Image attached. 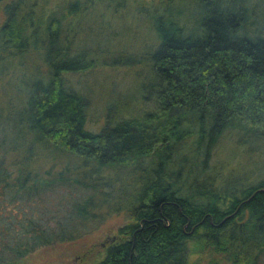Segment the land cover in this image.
Masks as SVG:
<instances>
[{"label":"trees","instance_id":"obj_1","mask_svg":"<svg viewBox=\"0 0 264 264\" xmlns=\"http://www.w3.org/2000/svg\"><path fill=\"white\" fill-rule=\"evenodd\" d=\"M133 25L154 106L92 127L68 76ZM225 135L264 140V0H0V264L120 210L96 264H264V178L227 185Z\"/></svg>","mask_w":264,"mask_h":264},{"label":"rangeland","instance_id":"obj_2","mask_svg":"<svg viewBox=\"0 0 264 264\" xmlns=\"http://www.w3.org/2000/svg\"><path fill=\"white\" fill-rule=\"evenodd\" d=\"M135 27L138 37L119 29L122 33L113 35L114 39L110 43L101 41L96 43L97 46L94 45L95 49L91 46L95 67L88 72L68 76L71 85L86 99L87 121L92 127L105 120L107 110L109 118H117L121 115L138 114L154 106L147 63L151 35L143 27ZM84 44L89 42L85 41ZM27 79L30 80L31 76L27 75ZM234 142L231 136L225 135L217 148V160L221 159L224 171H230L224 172L228 178L227 185L234 181L257 183L264 178V140L252 138L248 140V144L239 147L234 146ZM110 173L103 171L101 174ZM119 177L121 183L118 187L123 191L129 178L124 174ZM103 214L105 215L97 227L82 237L37 249L15 264H96L119 227L127 221V212L124 210L109 214L104 211ZM207 257L205 254L190 255V259L199 264H204Z\"/></svg>","mask_w":264,"mask_h":264}]
</instances>
